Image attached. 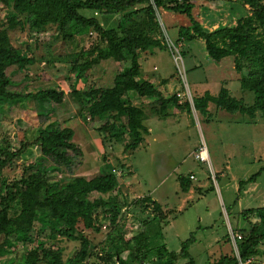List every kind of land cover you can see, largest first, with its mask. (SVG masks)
I'll return each instance as SVG.
<instances>
[{"label": "rangeland", "instance_id": "obj_1", "mask_svg": "<svg viewBox=\"0 0 264 264\" xmlns=\"http://www.w3.org/2000/svg\"><path fill=\"white\" fill-rule=\"evenodd\" d=\"M197 1L203 4L202 7H207L197 10L198 18L206 28L213 29L227 21V0ZM8 12L7 8L0 6V20L5 19ZM79 12L87 17H96L106 28L116 27L123 19V12L100 15L88 8ZM157 15L162 29L163 23L173 17L166 11ZM173 31L165 32L166 42L170 39L178 47L183 64L176 63L177 52L167 42L166 48H152L140 54L139 78L150 80L166 97L177 94L179 101H190L191 113L171 104L169 112L161 115L154 110L155 101L136 98L132 93L125 95L124 105L139 106L145 114L147 132L142 133L143 139L135 149L126 146L130 137L124 134V129L122 139L117 140L113 135L90 128L87 118L83 117L86 114L82 115L86 111L71 95L74 89L84 91L112 85L114 76L125 67L123 63L113 59L102 60L81 79L69 75L68 56L48 57L24 69L8 71V89L11 91L26 93L56 87L64 92L60 104L32 98L0 101V145L16 149L23 142L29 143L17 169L7 175L9 178H18L23 166L29 163H36L40 170L48 169L47 180L58 186L74 176L89 178L100 172L115 174L116 185L111 193L122 205L117 222L120 229L115 230V225L109 223V217H100L99 231L84 230L90 241V255L85 264H102L100 255L110 253L118 257L117 251L126 259H130L133 252L135 261L130 264H155V252L163 248L161 245L178 255L182 242L191 233L194 240L190 242L188 252L194 264H207L223 253L237 255L236 244L231 239L229 243L230 230L248 229L250 225L243 219L242 212L264 205V170H261L264 165V116L257 112L251 119L247 114L218 108L212 102L208 105L209 112L203 116L192 103L193 97L205 91L216 95L224 86L231 96L250 105L254 101L253 92L241 88L239 79L243 73L235 70L230 58L226 57L216 65L206 56L202 40L178 42ZM61 38L56 25L46 24L38 30L27 26L25 30L13 32L11 43L20 54L35 56L36 41H59ZM94 39L90 33L78 34L65 41L66 49L70 54L85 50ZM121 119L118 122L120 126L126 121V116L122 115ZM38 127H70L74 132L71 140L81 152L67 150L72 155L69 165L54 171L49 169L50 160L42 159L38 147L32 143ZM200 146L206 148L208 161L195 157ZM260 170L254 182L243 185L239 190V181ZM190 174L194 175V179H190V187L194 190L191 196H186L178 177H189ZM143 196L159 202L162 214L155 211L150 202L136 204L135 201ZM256 220L255 216H250L251 222ZM42 225L44 222L40 220L35 223L37 228ZM142 231L148 234V241L137 239L136 235ZM109 234L112 240L106 246L104 242ZM35 237L45 245L54 241L39 233H35ZM12 239L18 252L34 246L21 237L13 235ZM55 245L63 248L62 259L66 260L78 249L79 241L58 236ZM103 246H106L105 250ZM145 249L150 253L143 258ZM259 249L257 256L243 263L264 264V241ZM20 257L6 255L0 258V263L23 264ZM186 261L178 256L174 264Z\"/></svg>", "mask_w": 264, "mask_h": 264}, {"label": "trees", "instance_id": "obj_2", "mask_svg": "<svg viewBox=\"0 0 264 264\" xmlns=\"http://www.w3.org/2000/svg\"><path fill=\"white\" fill-rule=\"evenodd\" d=\"M227 3V21L208 29L198 18L197 10L203 4L197 0H0V6L9 11L5 19L0 20V101L27 98L59 104L63 101L64 92L56 87L26 93L9 90L8 71L12 68L24 69L37 60L68 56L69 75L81 79L92 72L94 64L113 59L125 67L114 76L112 85L84 91L74 89L71 95L86 111L82 115L86 114L83 117L87 118L90 128L113 135L117 140L122 139L124 129V134L130 137L126 146L135 149L143 139L142 133L147 132L145 114L139 106L124 105L125 95L132 93L136 98L155 101L154 110L161 115L169 112L171 104L191 113L190 101H179L177 94L166 97L150 80L139 78L140 54L152 48H166L168 40L166 42L165 32L168 34L174 30L178 42L202 40L203 50L214 64L219 65L224 58H230L235 70L243 73L239 79L241 88L254 94L253 103L246 105L241 99L231 96L224 86L216 95L205 91L192 98L193 107L199 114L207 115L208 105L212 102L218 108L228 112L238 111L251 119L257 112L264 116V2L227 0ZM84 8L100 15L123 12V19L116 27L106 28L96 17L82 15L79 11ZM202 8L207 7L204 5ZM161 11L173 16L163 23L164 30L157 15ZM46 24L56 25L62 38L59 41H36L35 56L22 55L12 45L13 32L25 30L27 26L38 30ZM81 33H90L95 41L85 50L70 54L65 41ZM180 54L182 56L181 51ZM122 115L126 116V121L121 122V127L118 122L122 120ZM73 134L70 127L37 128L32 143L38 147L42 159L50 160L49 169L54 171L69 165L72 155L67 150L81 152L71 140ZM28 145V142H23L16 149L0 145V258L14 254L21 256L23 264H85L90 255V241L83 231H99L100 217H109V223L115 225V230L120 229L117 222L122 205L118 197L111 193L116 185L115 174L100 172L89 178L74 176L58 186L47 180L48 169L40 170L36 168V163H29L23 166L18 178H9L7 175L17 169ZM261 170H264V165ZM261 170L239 181V190L243 185L254 182ZM178 181L181 190L187 192L190 178L180 176ZM135 202H150L153 209L162 214L160 203L149 196L140 197ZM242 214L250 226L246 230L240 228L239 232L234 231L242 235L235 242L237 255L223 253L207 264H239L259 254V245L264 241V205L246 209ZM251 215L257 220L251 222ZM37 220L43 221L44 225L37 228ZM35 233L54 241L45 245L36 240ZM13 235L34 243V246L18 252L14 248ZM58 236L79 241L78 249L66 260L62 259L63 248L55 245ZM136 237L148 241L149 236L142 231ZM105 240L104 245L107 246L112 236L109 234ZM193 240L191 233L182 242L178 255L161 245L163 248L155 252V264H174L178 256L187 259L184 264H194L188 252ZM106 246L102 249L105 250ZM145 250L143 258L150 253L149 249ZM116 254L118 257L110 253L100 255L102 264H130L135 261L133 252L130 259L122 257L119 251Z\"/></svg>", "mask_w": 264, "mask_h": 264}, {"label": "built area", "instance_id": "obj_3", "mask_svg": "<svg viewBox=\"0 0 264 264\" xmlns=\"http://www.w3.org/2000/svg\"><path fill=\"white\" fill-rule=\"evenodd\" d=\"M167 40H168V44L171 47V49L173 48L177 52V56H175L176 63L178 64V62H181L183 64V58L180 54L178 47L175 46L170 39H167ZM195 157L201 161H208L209 160L208 152L204 146L199 147V150L196 152ZM189 178L194 179V175L190 174ZM241 237H242L241 233L233 232L232 230H230V238H231L232 242L235 243L237 240L241 239ZM240 264H247V263H243L240 261Z\"/></svg>", "mask_w": 264, "mask_h": 264}, {"label": "crops", "instance_id": "obj_4", "mask_svg": "<svg viewBox=\"0 0 264 264\" xmlns=\"http://www.w3.org/2000/svg\"><path fill=\"white\" fill-rule=\"evenodd\" d=\"M194 189H193V187H190L189 188V190L187 191V192H184V193H186V196H191V191H193ZM153 199V198H152ZM155 200V199H154Z\"/></svg>", "mask_w": 264, "mask_h": 264}, {"label": "bare ground", "instance_id": "obj_5", "mask_svg": "<svg viewBox=\"0 0 264 264\" xmlns=\"http://www.w3.org/2000/svg\"><path fill=\"white\" fill-rule=\"evenodd\" d=\"M192 180V179H191Z\"/></svg>", "mask_w": 264, "mask_h": 264}, {"label": "water", "instance_id": "obj_6", "mask_svg": "<svg viewBox=\"0 0 264 264\" xmlns=\"http://www.w3.org/2000/svg\"><path fill=\"white\" fill-rule=\"evenodd\" d=\"M194 108V107H193Z\"/></svg>", "mask_w": 264, "mask_h": 264}]
</instances>
